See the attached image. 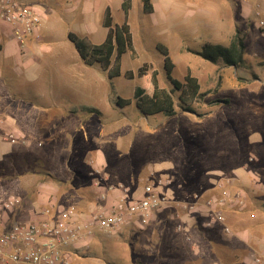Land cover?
<instances>
[{
	"label": "rangeland",
	"instance_id": "rangeland-1",
	"mask_svg": "<svg viewBox=\"0 0 264 264\" xmlns=\"http://www.w3.org/2000/svg\"><path fill=\"white\" fill-rule=\"evenodd\" d=\"M131 3L128 24L133 42L120 60L121 74L109 78L97 64H86L97 81L96 104L73 82L56 79L57 84L51 85L43 70L26 69L19 58H81L68 32L100 43L107 33L101 24L104 8H110L114 23H121V0H31L41 16L36 35L25 45H18L8 30L0 36L4 46L1 53L0 45V54L15 55L3 60L16 62L13 76L0 67V103L6 104L4 107L15 100L43 105L47 98H56L68 109H76L79 103L93 106L90 114L83 113L75 120L64 118L63 126L48 127L40 144L34 141L28 146L17 136L16 149L0 160V198L18 195L20 203L12 210L17 214L37 213L51 201L74 204L79 211L89 212L91 203H97L89 173L94 166L101 169L102 184L129 187L133 195H139L147 180L159 179H169L170 190L178 198L192 191L213 192L214 181L223 176L225 186L233 193L241 191L245 201L243 208L225 211L231 233H224L219 226L202 232L194 227L193 215H182L177 222L164 211L143 228L131 220L114 232L96 230L88 245H79L81 256L91 257L80 263L251 264L254 255L264 256V30H259L254 12L239 17L236 23L226 18L221 21L217 7L200 16L185 6L177 12V19L169 21L179 23V29L167 28L159 22L158 10L145 13L141 0ZM220 27L242 30L246 43L244 63L231 67L226 81L222 78L226 72L220 68L228 65L193 52L209 53L210 46H226L228 37L218 35ZM220 32L223 35L224 30ZM173 34L179 36L177 43ZM29 40L40 42L36 55L27 45ZM157 44L169 49L173 77L183 80L187 70L197 77L205 94L192 103V111L181 109L179 91L168 81ZM37 64L42 65L43 58ZM140 67L149 80L156 71L157 86L174 98V114L146 115L136 106L135 87L142 83ZM128 70L132 78L125 76ZM118 96L131 102L121 107L116 103ZM4 115L0 113L2 120ZM2 135L1 157L13 148L1 140ZM219 162L230 164L227 168L212 166ZM53 178L60 189L51 193ZM46 191L48 201L39 203V193ZM178 223L182 229H177Z\"/></svg>",
	"mask_w": 264,
	"mask_h": 264
},
{
	"label": "built area",
	"instance_id": "built-area-1",
	"mask_svg": "<svg viewBox=\"0 0 264 264\" xmlns=\"http://www.w3.org/2000/svg\"><path fill=\"white\" fill-rule=\"evenodd\" d=\"M253 12L263 28L264 0H255ZM40 21L31 0H0V36L8 30L18 45H25L36 35ZM17 139L13 134L2 135V140L10 143ZM100 171L96 166L90 171L97 203L89 212L52 201L41 208L40 218L10 220L8 213L21 199L14 193L0 198V264H81L65 254L67 247H85L96 230L114 232L131 220L143 228L164 211L177 222L182 215H201L204 226H219L224 233H231L225 211L245 206L243 193L227 188L223 176L214 181L213 192L192 191L178 198L170 190L169 179L147 180L139 195H133L129 187L102 184ZM177 229H182L180 223ZM251 264H264V256L254 255Z\"/></svg>",
	"mask_w": 264,
	"mask_h": 264
},
{
	"label": "crops",
	"instance_id": "crops-1",
	"mask_svg": "<svg viewBox=\"0 0 264 264\" xmlns=\"http://www.w3.org/2000/svg\"><path fill=\"white\" fill-rule=\"evenodd\" d=\"M151 2L153 4L152 5L153 11L151 13L153 14L156 10L159 11L158 18H159V22H161V25L163 24L167 28H174V29L175 28L179 29L178 26L180 24L177 23V25L175 24L172 25L169 21L171 19H177L176 14L177 12H179V9L182 6L188 8L192 7V10H190V12L194 14L198 13L200 16H204V15L206 16L209 12L210 13L214 12V7H217L218 10L216 12L221 18V21L229 19L230 21H234L236 23L239 22V17H246V15L253 12L255 8V0H249L248 3H241L239 0H157V1L151 0ZM142 5H141V9L143 10ZM129 13H130V9L128 15ZM223 30L224 33L222 32L223 35H221L220 31ZM223 30H221L220 27L218 29V35L228 37V44H230L232 36L236 32V30H239L242 33V30L238 29L237 27H234V29H230L229 27L228 28L223 27ZM259 30L263 31L264 27L259 28ZM175 37L177 43L179 41V36H175V34H173L172 35L173 41L175 40ZM228 44H226V46ZM0 45L2 46L1 53H4L3 43L0 42ZM27 45L30 48V50H33L34 55L37 54V49L41 47L40 42L33 40H29ZM9 55L11 54H3V56L2 54H0V59H1L0 63L2 62L0 67L3 73L13 76L14 75L13 68L14 65H16V62H14L13 59L8 63L3 60L5 56L9 57ZM13 56L15 55H11V57ZM40 58H43L42 65L37 64V60ZM19 59L23 64L22 66L26 69L29 70L32 69L34 70V72L43 70V73L47 74L51 79L50 81L51 85H54V83L57 84L56 79L59 80L66 79L68 81L73 82L75 86H78L81 92L83 90L84 93L85 92L88 93L89 100L92 101L93 104L97 103L99 97L97 81L95 79H92L93 77L90 76L89 71L91 70V67L87 66L82 60V58L48 57V56L30 57L28 55H21ZM231 67L234 68V66H221L220 68L222 73L226 72L224 76L222 75V78H224L225 81L228 79L227 74L230 73ZM30 73L33 74V72ZM243 77L246 80H250V78L247 76H243ZM51 99L47 98V101H45L43 105H33V104L29 105L28 103H23L15 100L14 103H11L9 104V106L4 107L3 105L6 104L0 103V113L5 114L4 115L5 118H3V120L0 118V123L1 122L3 123L0 124V130H1L0 138L2 134L9 133L15 135L16 137L19 136L25 139L27 142L26 144L28 146L33 144L34 141H37V143L40 144L42 139L44 140L46 138L45 133H47L48 127H52V129H54V126L57 127V125L63 126L64 118L69 120H75L77 118H81L83 116V113L90 114L91 112L90 109L93 108L91 104L79 103L75 105L76 109H68L66 108V106L58 103L56 101V98H53L52 100ZM51 136L52 135H50V138ZM9 144H12L13 146L12 150L9 149L5 150V152L2 154V157L0 156V160L3 158L4 155H6L7 152L9 153L13 152V150L16 149L18 143L16 141L14 143L9 142ZM228 164L230 163L219 162L217 164H213L212 166L216 168H227ZM209 167H211V164ZM83 175L85 174L83 173ZM52 180L53 182H51V184L49 183L51 186L50 187L51 193H53L54 190L60 189L59 181L56 180L55 178H53ZM48 192L49 191H46V194L44 192L39 193V198H38L39 203L45 204L48 201L47 199ZM84 202L85 203L87 202V206L90 205L88 201L83 200V203ZM91 205L92 208L96 206L95 202L93 204L91 203ZM26 213L17 214L11 211L10 213H8L7 218L10 220L27 221L29 219L40 218L42 215L41 209L37 210V213L34 214L31 211H28ZM64 252L71 259L79 262H89L90 260L89 258H91V257L83 258V256H81L83 254V251H81L80 247L77 245H70L69 247L66 248Z\"/></svg>",
	"mask_w": 264,
	"mask_h": 264
},
{
	"label": "trees",
	"instance_id": "trees-1",
	"mask_svg": "<svg viewBox=\"0 0 264 264\" xmlns=\"http://www.w3.org/2000/svg\"><path fill=\"white\" fill-rule=\"evenodd\" d=\"M142 3L143 12L149 13L153 11L151 0H142ZM131 5V0H122L120 7L124 13V20L121 23H114L110 8L108 6L104 8L101 24L106 28L107 33L105 39L100 43H92L86 35L79 36L75 33L68 32L69 41L73 43L85 64H97L107 73L109 78H114L121 74L120 60L122 55L130 50L132 46V34L127 19ZM245 45L243 36H241L239 30H236L230 44L227 46H210L212 51L209 53L197 52L195 50L193 52L212 62L219 63V61H222L223 65L238 67L245 60L243 57ZM156 48L163 56V68L169 79L168 81L174 89L179 91L178 101L181 109L192 111V103L200 100L205 94L200 91L197 77L192 75L189 70H187L183 80H178L173 77L172 70L174 61L169 54V49L160 44H157ZM138 74L142 78V83L135 87L134 94L135 104L140 111L146 115L155 113L174 114V98L171 92L157 86L156 71H153L150 80L144 73L142 67L138 69ZM125 76L132 78L131 70L126 71ZM130 102L131 99L129 98H122L120 96L116 98V103L121 107ZM27 164L29 163L27 162ZM202 220L203 217L201 215L195 216L194 227H198L202 232L208 229H215L204 226Z\"/></svg>",
	"mask_w": 264,
	"mask_h": 264
}]
</instances>
